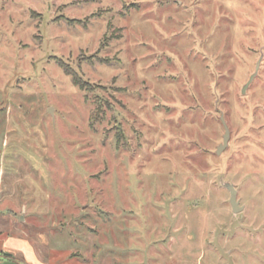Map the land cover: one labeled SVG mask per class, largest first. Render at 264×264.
I'll return each mask as SVG.
<instances>
[{
    "label": "rangeland",
    "instance_id": "obj_1",
    "mask_svg": "<svg viewBox=\"0 0 264 264\" xmlns=\"http://www.w3.org/2000/svg\"><path fill=\"white\" fill-rule=\"evenodd\" d=\"M0 214L47 264H264V0H0Z\"/></svg>",
    "mask_w": 264,
    "mask_h": 264
},
{
    "label": "crops",
    "instance_id": "obj_2",
    "mask_svg": "<svg viewBox=\"0 0 264 264\" xmlns=\"http://www.w3.org/2000/svg\"><path fill=\"white\" fill-rule=\"evenodd\" d=\"M5 218L10 216L0 214V224L5 223ZM4 227H0V264H47L26 238L10 235Z\"/></svg>",
    "mask_w": 264,
    "mask_h": 264
},
{
    "label": "water",
    "instance_id": "obj_3",
    "mask_svg": "<svg viewBox=\"0 0 264 264\" xmlns=\"http://www.w3.org/2000/svg\"><path fill=\"white\" fill-rule=\"evenodd\" d=\"M222 120V119H221ZM222 123L224 125V135H223V141H222V144L217 148V153L220 152V150L226 145L227 143V139H228V128L226 126V124L224 123V121L222 120ZM236 207H237V203L236 201L234 200V196H232V210L233 211H237L236 210Z\"/></svg>",
    "mask_w": 264,
    "mask_h": 264
},
{
    "label": "trees",
    "instance_id": "obj_4",
    "mask_svg": "<svg viewBox=\"0 0 264 264\" xmlns=\"http://www.w3.org/2000/svg\"><path fill=\"white\" fill-rule=\"evenodd\" d=\"M73 82H74V84L77 83V79H76L75 75H74V78H73Z\"/></svg>",
    "mask_w": 264,
    "mask_h": 264
}]
</instances>
